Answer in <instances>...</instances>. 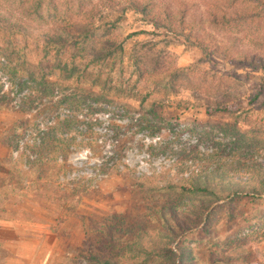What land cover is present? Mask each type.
<instances>
[{
  "label": "rangeland",
  "instance_id": "374dc122",
  "mask_svg": "<svg viewBox=\"0 0 264 264\" xmlns=\"http://www.w3.org/2000/svg\"><path fill=\"white\" fill-rule=\"evenodd\" d=\"M109 263L264 264V0H0V264Z\"/></svg>",
  "mask_w": 264,
  "mask_h": 264
},
{
  "label": "trees",
  "instance_id": "16d2710c",
  "mask_svg": "<svg viewBox=\"0 0 264 264\" xmlns=\"http://www.w3.org/2000/svg\"><path fill=\"white\" fill-rule=\"evenodd\" d=\"M134 8H138V5H133ZM76 66H70L69 63L67 61H63V60H59L55 63H53V66L51 67V69L46 72L43 68H40L39 71H31L30 74L32 76V78H34L35 80H38L39 83H44L46 84L49 81V76L51 74H53L54 72L58 73L59 75H64L66 78H75V73H76ZM9 140V138L7 139ZM55 142V138L53 140ZM16 149L18 147H15ZM15 150V149H14ZM67 151V147L64 145H60V144H56V142L51 145L50 147L46 148L44 150L43 153H41L40 151L38 152V156L35 155L34 158L35 161H38L39 163L34 164V166L37 165H42L45 168V171L43 173V177H46L47 180H49V182H53L56 181V177L57 176H64V174L66 173V166L64 164L65 159L62 156V161L59 162L58 161V157L57 155L59 153L62 154V152H66ZM62 185L59 184L58 188L61 187ZM62 188V187H61ZM64 191V193L66 194V196H71L74 193H76L78 191L77 187L69 190L68 188H64L62 189ZM112 264V263H109Z\"/></svg>",
  "mask_w": 264,
  "mask_h": 264
}]
</instances>
